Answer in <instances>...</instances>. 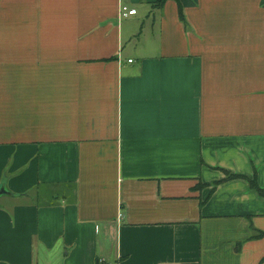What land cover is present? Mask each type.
Segmentation results:
<instances>
[{"label":"crops","instance_id":"0c3cea01","mask_svg":"<svg viewBox=\"0 0 264 264\" xmlns=\"http://www.w3.org/2000/svg\"><path fill=\"white\" fill-rule=\"evenodd\" d=\"M158 1L0 0V264H264V0Z\"/></svg>","mask_w":264,"mask_h":264},{"label":"trees","instance_id":"16d2710c","mask_svg":"<svg viewBox=\"0 0 264 264\" xmlns=\"http://www.w3.org/2000/svg\"><path fill=\"white\" fill-rule=\"evenodd\" d=\"M165 1L166 0H159L156 4L161 7L165 3ZM177 2H178V5H179V16H180L181 20L187 25L186 18H185V15H184V11H183V7L181 5V2H180V0H177ZM228 176H229V178H231V177H235L236 175L232 174V175H228ZM251 186L253 188H255L256 190H258L261 194L264 195V190L257 185L255 179L251 180ZM254 230H255V234L252 237L264 236V231H259L257 229H254Z\"/></svg>","mask_w":264,"mask_h":264},{"label":"built area","instance_id":"2783aa9c","mask_svg":"<svg viewBox=\"0 0 264 264\" xmlns=\"http://www.w3.org/2000/svg\"><path fill=\"white\" fill-rule=\"evenodd\" d=\"M137 13V10L135 9V8H133V9H131V8H129L128 6H126V5H123L122 6V8H121V14H122V16H124V17H128V16H130V15H134V14H136ZM130 61H132V60H130ZM123 215H121V217H122ZM107 264H111V263H107Z\"/></svg>","mask_w":264,"mask_h":264},{"label":"water","instance_id":"95a60500","mask_svg":"<svg viewBox=\"0 0 264 264\" xmlns=\"http://www.w3.org/2000/svg\"><path fill=\"white\" fill-rule=\"evenodd\" d=\"M12 193L7 189V185L6 182L4 181L1 185H0V197L4 196V195H11Z\"/></svg>","mask_w":264,"mask_h":264}]
</instances>
